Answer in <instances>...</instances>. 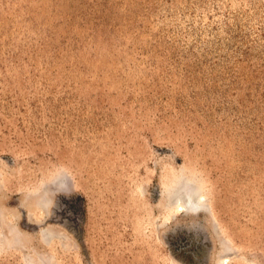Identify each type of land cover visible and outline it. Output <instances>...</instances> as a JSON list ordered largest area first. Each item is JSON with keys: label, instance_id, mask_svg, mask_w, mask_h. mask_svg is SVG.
Returning <instances> with one entry per match:
<instances>
[{"label": "rangeland", "instance_id": "1", "mask_svg": "<svg viewBox=\"0 0 264 264\" xmlns=\"http://www.w3.org/2000/svg\"><path fill=\"white\" fill-rule=\"evenodd\" d=\"M0 264H264V0H0Z\"/></svg>", "mask_w": 264, "mask_h": 264}]
</instances>
